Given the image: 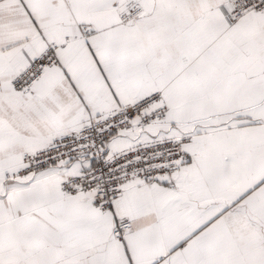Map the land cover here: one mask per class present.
I'll list each match as a JSON object with an SVG mask.
<instances>
[{"label": "snow or ice", "instance_id": "obj_1", "mask_svg": "<svg viewBox=\"0 0 264 264\" xmlns=\"http://www.w3.org/2000/svg\"><path fill=\"white\" fill-rule=\"evenodd\" d=\"M0 264H264V0H0Z\"/></svg>", "mask_w": 264, "mask_h": 264}]
</instances>
